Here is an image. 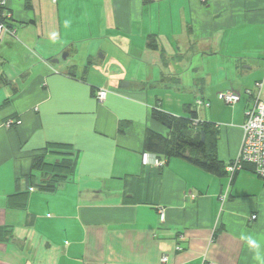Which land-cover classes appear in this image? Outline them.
Here are the masks:
<instances>
[{
  "label": "crops",
  "instance_id": "0c3cea01",
  "mask_svg": "<svg viewBox=\"0 0 264 264\" xmlns=\"http://www.w3.org/2000/svg\"><path fill=\"white\" fill-rule=\"evenodd\" d=\"M6 13L0 79L20 74L0 100V264H264L252 166L143 161L147 130L164 129L152 110L184 116L194 100L210 104L219 159L239 157L244 92L264 79V0H7ZM226 91L243 94L231 109Z\"/></svg>",
  "mask_w": 264,
  "mask_h": 264
},
{
  "label": "trees",
  "instance_id": "16d2710c",
  "mask_svg": "<svg viewBox=\"0 0 264 264\" xmlns=\"http://www.w3.org/2000/svg\"><path fill=\"white\" fill-rule=\"evenodd\" d=\"M2 22L6 23L8 28L12 27L10 19H2ZM150 47L157 49V44L152 41ZM0 84L10 85L11 83L4 76L0 79ZM186 111L187 117H179L157 106L152 110L151 119L164 129L160 132L147 130L145 153L155 155L154 160L168 161L171 158H179L208 173L217 176L226 174L233 162L226 165L218 157V127L213 122L199 120L194 105H188ZM120 131H123V128H120ZM40 163H42L40 158L34 159V167Z\"/></svg>",
  "mask_w": 264,
  "mask_h": 264
},
{
  "label": "built area",
  "instance_id": "2783aa9c",
  "mask_svg": "<svg viewBox=\"0 0 264 264\" xmlns=\"http://www.w3.org/2000/svg\"><path fill=\"white\" fill-rule=\"evenodd\" d=\"M54 4L59 0H51ZM204 2L206 0H203ZM7 0H0V40L4 38L6 34L13 33L7 24L2 22V19H9L6 13ZM250 101L251 106L246 110V122L243 126L244 136L242 142V148L239 157L228 167V172L234 174L244 169L246 165L252 166L256 175L264 180V79L257 82L255 89L246 90L244 92ZM107 90L101 89L97 93V98L100 102L106 100ZM221 99L228 106H234L241 102L243 94L239 92L226 91L220 93ZM197 106L205 105L207 108L210 104H204L203 101H197ZM149 153H144V164H150ZM156 167H162L165 165V161L154 160L153 163ZM225 199V198H224ZM162 219H165V210L161 209ZM257 216H253L252 219H256ZM183 239V238H182ZM182 251L179 246L177 248ZM163 262H168V257L163 258Z\"/></svg>",
  "mask_w": 264,
  "mask_h": 264
},
{
  "label": "rangeland",
  "instance_id": "374dc122",
  "mask_svg": "<svg viewBox=\"0 0 264 264\" xmlns=\"http://www.w3.org/2000/svg\"><path fill=\"white\" fill-rule=\"evenodd\" d=\"M261 43V42H260ZM264 71V70H263ZM185 72L186 71H183V72H181L183 75L185 74ZM1 73L4 75V76H9L8 75V73H11V74H17V75H19L20 74V72L19 71H16V70H13V66H6V68H4V70H2L1 71ZM227 72L226 71H223V70H215V72H213V76H214V83L212 84V86H211V89L212 90H214L215 92H216V89H218V87H220L221 86V88L222 87H224L225 85H227ZM192 83H194V81L192 80ZM255 86H256V84H255ZM255 86L252 88V89H255ZM197 87V89L196 90H199L200 89V86H196ZM0 100L1 101H3V100H5V98L7 97V95L9 94V92L12 90V88L11 87H7V86H4V87H2V84H0ZM180 89H181V96H183V99H185L186 97L188 98L189 96H190V94H192V92H193V89L192 90H189L188 88H184V87H180ZM204 89V88H203ZM202 89V90H203ZM7 90H9V91H7ZM4 91H6V92H4ZM165 91L166 92H168L169 94H171V96H175L176 95V92H174V91H172L171 89H165ZM213 91V92H214ZM191 92V93H190ZM199 93V92H198ZM3 94H4V98H3ZM166 93H164V95H165ZM193 96H195V95H193ZM176 97V96H175ZM199 100H201L202 99V97H203V94H199ZM197 98V96L195 97V99ZM158 99H160L161 100V97L160 96H158ZM189 99H190V97H189ZM219 99L220 100H222L221 99V97H220V95H219ZM223 101V100H222ZM222 101H220L221 102V104L224 106V107H226V108H229V109H231L232 107H234V106H236V105H234V106H226L225 105V103H224V101L222 102ZM188 105H194L195 106V108L197 109V111H198V113H199V116L201 117V120L202 121H209V118H208V115H209V112L207 111V109H205V108H203V107H201V106H197L196 105V102H195V100H194V102H186V106H188ZM182 115H184V116H179V117H187L188 116V112L187 111H185V108H184V110H183V112H182ZM165 132V131H164Z\"/></svg>",
  "mask_w": 264,
  "mask_h": 264
},
{
  "label": "clouds",
  "instance_id": "9594fccd",
  "mask_svg": "<svg viewBox=\"0 0 264 264\" xmlns=\"http://www.w3.org/2000/svg\"><path fill=\"white\" fill-rule=\"evenodd\" d=\"M243 238L248 240V243H249V245H250L252 248H256V249L259 248V245H258V243L256 242V240L252 239L250 236H246V237H243Z\"/></svg>",
  "mask_w": 264,
  "mask_h": 264
},
{
  "label": "water",
  "instance_id": "95a60500",
  "mask_svg": "<svg viewBox=\"0 0 264 264\" xmlns=\"http://www.w3.org/2000/svg\"><path fill=\"white\" fill-rule=\"evenodd\" d=\"M63 58H66L65 54L63 55ZM55 62H58V60H55Z\"/></svg>",
  "mask_w": 264,
  "mask_h": 264
}]
</instances>
